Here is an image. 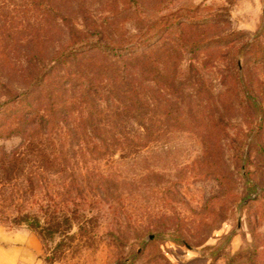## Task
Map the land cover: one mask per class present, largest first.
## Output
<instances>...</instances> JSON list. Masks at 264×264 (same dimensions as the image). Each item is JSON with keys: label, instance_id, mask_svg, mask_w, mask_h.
I'll list each match as a JSON object with an SVG mask.
<instances>
[{"label": "rangeland", "instance_id": "1", "mask_svg": "<svg viewBox=\"0 0 264 264\" xmlns=\"http://www.w3.org/2000/svg\"><path fill=\"white\" fill-rule=\"evenodd\" d=\"M90 1L98 15L107 12L103 0ZM162 1L169 11L177 2L199 5L204 24L188 30L185 41L232 39L239 70L249 61L264 86V64L245 47L262 24L264 0ZM177 35L164 41L165 50ZM151 54V137L125 147L105 139L95 121L80 119V103L58 121L49 105L66 103V95L44 92L39 102L49 106V119L40 120L38 86L20 85L33 71L0 67V100L11 89L26 93L27 105L36 100L14 133L0 137V226L34 233L42 264H264V103L256 114L233 92L231 58L213 62L190 52L170 60L160 48ZM196 61L215 67L198 83L185 76ZM5 115L0 132L12 120ZM125 129L132 137L137 127ZM24 147V163L1 164L4 154ZM26 214L38 228L18 223Z\"/></svg>", "mask_w": 264, "mask_h": 264}, {"label": "trees", "instance_id": "2", "mask_svg": "<svg viewBox=\"0 0 264 264\" xmlns=\"http://www.w3.org/2000/svg\"><path fill=\"white\" fill-rule=\"evenodd\" d=\"M178 3L169 11L161 9L165 6L162 0H103L102 4L108 10L98 15L90 0H0V67L17 66V74L25 72L24 67L33 71L29 74V81L20 85L25 90L31 85L38 86L40 120L49 119L46 113L48 107L53 106L60 117L57 120L62 121L61 115L66 107L80 103V119L84 116L92 123L95 121L96 129L105 139L119 147L138 142L145 144L150 140L149 108L153 91L149 75L152 72L151 51L157 48L170 60L172 55L190 52L213 62L231 58L226 76L230 78L233 92L245 96L256 114L261 113L264 86L251 76L249 61L239 70L232 39L223 45L219 36L217 41L202 37L187 43L184 37L188 30L203 23L200 6L191 9ZM221 22L209 24L218 27ZM134 23L137 30L128 31V24ZM171 33L178 34L179 38L173 42L175 46L165 50L164 41ZM245 47L251 59L264 64V17L259 30ZM20 48L24 52L20 53ZM16 53H20L21 58ZM207 67L196 61L185 76L198 83L213 74L210 68L215 67ZM185 76L180 74L178 77ZM165 90L161 86L158 96L163 97ZM49 92L56 97L66 95L70 98L66 103L40 106L41 96ZM26 96L16 89L3 94L0 116L9 114L12 120L3 126L0 137L13 134L17 129L16 121L35 107L36 100L27 105ZM131 123L137 127L132 137L125 129ZM27 149L24 147L4 154L6 159L1 164L24 163L21 157ZM18 223L38 228V220L27 214Z\"/></svg>", "mask_w": 264, "mask_h": 264}, {"label": "crops", "instance_id": "3", "mask_svg": "<svg viewBox=\"0 0 264 264\" xmlns=\"http://www.w3.org/2000/svg\"><path fill=\"white\" fill-rule=\"evenodd\" d=\"M41 244L26 230L8 231L0 226V264H42Z\"/></svg>", "mask_w": 264, "mask_h": 264}]
</instances>
